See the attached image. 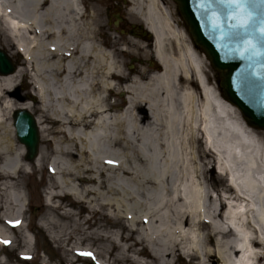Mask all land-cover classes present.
Instances as JSON below:
<instances>
[{
	"label": "bare ground",
	"instance_id": "obj_1",
	"mask_svg": "<svg viewBox=\"0 0 264 264\" xmlns=\"http://www.w3.org/2000/svg\"><path fill=\"white\" fill-rule=\"evenodd\" d=\"M130 2L129 14L155 34L151 52L162 71L127 77L113 55L80 40L79 0H0V18L16 32V49L31 69L41 130L45 120L56 126L48 140L52 179L45 201L72 224L53 217L41 225L54 229V238L68 245L70 226H80L74 208L87 206L112 219L116 229L89 234L104 242L99 253L77 243L70 250L92 253L89 259L99 255L96 264H114L107 259L110 249L118 250L114 262L120 264H173L182 243L175 237L196 222L193 245L184 252L196 257L195 264H264V133L247 126L238 108L221 96L216 84H209V61L162 0ZM167 39L174 42V53L166 47ZM21 69L0 74V245L14 246L19 233L31 248L23 187L31 164L24 162L25 148L17 146L14 127L5 121V110H14L19 102ZM117 87L126 94L122 110L111 102ZM18 106L32 108L33 103ZM198 138L233 195L215 196L210 189ZM119 147L138 153L139 168L128 169L141 179L135 191L125 189L122 177L120 183L108 179L107 161L99 160ZM46 158L41 148L33 163L45 170ZM20 254L30 256L29 251ZM5 262L0 258V264Z\"/></svg>",
	"mask_w": 264,
	"mask_h": 264
},
{
	"label": "rangeland",
	"instance_id": "obj_2",
	"mask_svg": "<svg viewBox=\"0 0 264 264\" xmlns=\"http://www.w3.org/2000/svg\"><path fill=\"white\" fill-rule=\"evenodd\" d=\"M84 4H86L87 12H89L90 15L86 17L88 20L85 21V16L81 13L78 20H76L79 25L78 35L80 40H90L95 43L96 48L101 49L103 53L113 55L127 77L135 75L142 76L147 71L151 72L155 71V69H160L158 63L153 59L150 40L133 35H125L119 28L113 26L111 22L115 19L113 13L116 10L113 6V0H86V3ZM131 4L132 3L129 1L127 5L123 4L119 9L127 10L126 6H131ZM124 14L128 16L130 22H140L135 15L127 12H124ZM15 33L16 32H11L8 22L0 18V46L7 49L12 56L19 61L22 58V55L16 49V45L14 44V40H19L18 37H14ZM198 51L201 52L200 50ZM20 67L22 68L21 77L18 82V92H20V96L18 98L19 102H14L16 105L15 109L20 108V106H18L19 103L31 101L32 96L36 92L33 84L27 81L28 79H31V69H27L26 63L21 62ZM206 75L211 86H214L215 84L217 85L219 77L211 67L210 63L206 70ZM119 85L121 87L124 86V82H120ZM118 88L119 87H117L116 93L111 96V102H116L119 109L122 110L126 104V94ZM37 100L33 102L32 110L36 114H41L42 112L39 106V101ZM140 107L141 106H139V108ZM12 112L13 110H5V121L13 125ZM238 122L240 123V121ZM43 125L45 126V130L43 132L41 130L42 137L40 149H46L47 152V158L44 160L43 166L45 170L41 169V167L33 163V161L26 160L24 155V162L31 164L30 167H28V172L23 174V187L28 199L27 210L25 213L28 225L25 234L30 236L31 242L34 239V244L29 248L26 243V238L19 235V233H15L14 246L0 245V258H5V264H96L95 262H100L101 258L99 255L89 259L86 256H81L80 254L73 252L70 248L77 243L83 247L90 246L94 252L99 253L104 246V242L100 238L96 236L92 237L89 234L101 232L103 229H116L113 228V220L108 216L105 214L102 215V213L94 214V212L87 208V206H85V210H82L81 207H75L74 211L77 213L76 220L80 222V226H70L72 235L66 241L68 242V245L55 240L51 236L54 229H46L41 225L42 221L49 220L53 217L58 219L60 223L68 222L72 224L70 219L62 216V211L52 210L45 201L48 197L47 194L50 191V183L52 179V173L48 168L51 151V146L48 143V140L54 136L56 126L48 120H45ZM259 132L261 135L264 133V131ZM262 138H264V136ZM15 143L17 146L21 144L17 136ZM196 145L198 153L202 156V165L206 172V178L209 181V186L212 192L215 196L217 194L223 195L225 193L233 195L234 190L228 185L226 176L221 175L216 171V165L218 164L212 156L207 154L205 145L200 138H198ZM101 155L102 157L99 158L100 161L111 162L113 165L112 167L115 168L113 169L107 162H105L104 165L107 170L106 177L113 183H120L118 178L122 177L125 189L135 191L136 184L141 181V179L128 169H136L138 167V161L135 159V156H138V153L135 151L129 152L119 147L117 149L112 148ZM123 168L127 169V171L122 172ZM208 205L210 206V203ZM172 231H174V229ZM197 232V223L193 222L191 226L182 230L181 237H175V239L178 238V240L182 239V243L176 249L173 264H195L197 262L196 257L187 256L184 253L187 249L192 247L193 239ZM210 243H213L212 239ZM145 245L139 244L138 248H146ZM21 250L25 252L29 251L30 257L25 258L20 255ZM117 252V249H110V252L107 254V259L114 264H120L117 261L114 262L115 254Z\"/></svg>",
	"mask_w": 264,
	"mask_h": 264
},
{
	"label": "water",
	"instance_id": "obj_3",
	"mask_svg": "<svg viewBox=\"0 0 264 264\" xmlns=\"http://www.w3.org/2000/svg\"><path fill=\"white\" fill-rule=\"evenodd\" d=\"M189 35L218 72L223 97L248 125L264 129V0H175ZM155 36V35H154ZM165 44L174 47L172 40ZM17 65L0 47V74ZM14 126L26 146V159L39 151L37 117L27 108L14 111Z\"/></svg>",
	"mask_w": 264,
	"mask_h": 264
},
{
	"label": "flooded vegetation",
	"instance_id": "obj_4",
	"mask_svg": "<svg viewBox=\"0 0 264 264\" xmlns=\"http://www.w3.org/2000/svg\"><path fill=\"white\" fill-rule=\"evenodd\" d=\"M82 1V3H86V0H81ZM163 2L164 3H166V4H168L169 5V3L170 4H172V0H163ZM169 2V3H168ZM114 5L116 6V5H119V2L118 1H115L114 2ZM170 6V5H169ZM83 14H84V16H85V18H84V20H86V17H88L89 15H90V13L89 12H87V6H86V4H83ZM119 24H120V27L119 28H127V27H129V26H131L129 23H128V21H126V20H124V18L121 16V18H120V22H119ZM132 27V26H131ZM138 27V30L137 31H139V32H141V30H142V27H140V26H137ZM135 30V29H134ZM50 32L49 33H46V35H45V37L46 38H48V37H50ZM140 35H142V34H140Z\"/></svg>",
	"mask_w": 264,
	"mask_h": 264
},
{
	"label": "snow or ice",
	"instance_id": "obj_5",
	"mask_svg": "<svg viewBox=\"0 0 264 264\" xmlns=\"http://www.w3.org/2000/svg\"><path fill=\"white\" fill-rule=\"evenodd\" d=\"M18 223V222H17ZM5 243H8L7 241H5ZM81 255H85V256H91L92 253H81Z\"/></svg>",
	"mask_w": 264,
	"mask_h": 264
}]
</instances>
